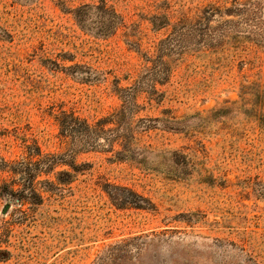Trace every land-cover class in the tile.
<instances>
[{"label":"rangeland","instance_id":"1","mask_svg":"<svg viewBox=\"0 0 264 264\" xmlns=\"http://www.w3.org/2000/svg\"><path fill=\"white\" fill-rule=\"evenodd\" d=\"M0 155V264H264V0H0Z\"/></svg>","mask_w":264,"mask_h":264},{"label":"trees","instance_id":"2","mask_svg":"<svg viewBox=\"0 0 264 264\" xmlns=\"http://www.w3.org/2000/svg\"><path fill=\"white\" fill-rule=\"evenodd\" d=\"M92 7L94 10L98 12L100 15V11L104 14H106L108 22L103 23L100 26V29L103 32H111L110 30H113L121 23L120 16L109 7H106L105 5L93 7L88 5H83L82 7H79L77 11L78 17H80V20H83L86 12L88 11V8ZM100 10V11H99ZM102 16V15H101ZM127 97L126 106H122L119 109H117L115 112L110 113L109 115L100 118L95 122L94 124H90L87 121H83V127L85 129V132L92 137L93 142L95 139H97L99 136H104L105 139L109 140H116L118 141L119 145L122 146V150L119 152L123 154L122 156H128L129 151L131 150V143L137 142L138 138L136 137V131H134L135 127L141 126L143 130H147L151 128L150 121L156 120L151 117H145V118H139L136 121H134V107L135 102L133 101V93H129ZM78 122V118L72 116V118L69 121H65L64 119L61 120V127L64 130H70L76 127V124ZM114 144L112 143L111 146ZM7 161L4 159L3 156L0 155V169H4L6 167ZM41 166V163H32L28 162L22 170V174L24 175V185L31 187L30 191H32L33 194H36L35 190L33 189L32 181L33 177L37 170ZM116 194V193H115ZM114 195L112 194V197ZM115 198V197H113ZM134 199H131L128 196L123 195V197H120V201L129 200L133 204L139 206L141 205V200L144 202V199L140 195H135L133 197ZM145 244L144 237L143 236H133L126 238L122 240L121 242L112 245L108 252L101 257V262H105V260L110 259L113 255L122 251H128L133 246L136 247V249L139 251L141 246ZM114 250L116 252H114Z\"/></svg>","mask_w":264,"mask_h":264}]
</instances>
